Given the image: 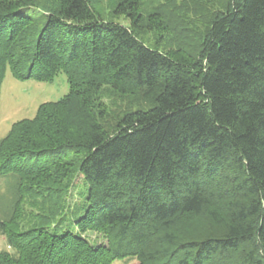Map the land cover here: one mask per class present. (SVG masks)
Here are the masks:
<instances>
[{
    "label": "trees",
    "instance_id": "16d2710c",
    "mask_svg": "<svg viewBox=\"0 0 264 264\" xmlns=\"http://www.w3.org/2000/svg\"><path fill=\"white\" fill-rule=\"evenodd\" d=\"M48 1L0 0V86L8 67L69 87L0 139V264H264V0H223L198 50L176 55L139 39L134 3L115 6L120 25L91 0ZM103 86L144 106L108 121ZM66 154L87 188L78 233L58 234L72 180L50 165ZM189 217L196 237L177 231Z\"/></svg>",
    "mask_w": 264,
    "mask_h": 264
},
{
    "label": "rangeland",
    "instance_id": "374dc122",
    "mask_svg": "<svg viewBox=\"0 0 264 264\" xmlns=\"http://www.w3.org/2000/svg\"><path fill=\"white\" fill-rule=\"evenodd\" d=\"M92 6L104 21L124 25L127 24L124 17L113 12L118 2L121 5L133 3L138 6L140 14V27L137 30L139 39L150 48L162 52L179 54L183 52H196L200 46L201 30L206 24L209 15L221 9L223 0H91ZM36 5L45 8H54L48 0H31ZM28 15L37 16L35 8L25 11ZM29 31V30H28ZM32 31V30H31ZM30 31V32H31ZM35 32V30H34ZM181 48V49H180ZM69 87L64 74H59L51 81L18 80L8 67L4 72L0 86V139L9 131L12 124L24 120L33 119L39 105L48 102H57L68 93ZM96 105L103 109L108 121L114 117L143 107L135 92L114 90L103 86L98 93ZM79 156L66 154L50 165L52 176L66 172V181L71 182L69 205L71 209L63 217L57 233L64 231L78 233L72 216V208L82 202L86 192L82 176L77 172ZM65 179V178H64ZM4 178H0V195L4 194L8 186L4 184ZM44 207V206H43ZM40 209L39 207H35ZM58 223L56 220L55 224ZM204 220L202 218L189 217L181 219L177 225V231L184 236L196 237L202 231ZM84 238L93 246L106 245L105 238L93 231H86ZM6 244L0 236V251L6 249ZM112 264H136L135 260H115Z\"/></svg>",
    "mask_w": 264,
    "mask_h": 264
}]
</instances>
